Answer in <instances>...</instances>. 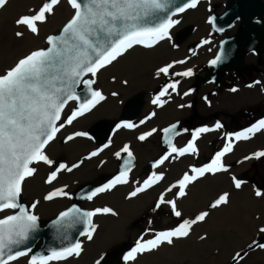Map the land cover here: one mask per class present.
<instances>
[{
    "label": "rangeland",
    "instance_id": "1",
    "mask_svg": "<svg viewBox=\"0 0 264 264\" xmlns=\"http://www.w3.org/2000/svg\"><path fill=\"white\" fill-rule=\"evenodd\" d=\"M206 1L207 0L200 1L196 8H191L181 13L175 19L179 22L175 23L169 29L168 37H166L164 40L159 41V43L155 44L151 48H146L143 45H139V47L135 49L134 45L131 49L124 52L123 55L118 57L111 64L100 69V71L97 72L95 76L91 75V79L95 81V83H93L95 90L100 91L101 94L105 97V99L100 101L97 105L101 106L104 110H107L110 106L108 100L109 102H112L113 99H116L117 97L114 98V96L118 95L117 92L121 91L125 87L124 85H127L129 81H133L139 75L145 74L146 76L151 78L150 80L155 81L158 77L157 70L161 67L166 66V61L171 63L172 61L175 62L183 59V55L185 57L187 56V51L183 50L181 56L176 57L175 60L171 59L170 55L165 56L164 59L166 60L162 64L161 59L158 56L164 55L165 53H163V51H166V48L172 49L171 47H176V44H178L192 50L196 49V53H198V50H204L207 48L212 50L215 44L218 45L220 39H217L216 41L214 33L209 28L210 14L207 13V8H210L209 5H211V10L217 11V5L219 6L220 1H212V3L209 5H207ZM42 2H44V0H12L8 3V5L0 8V74L9 69V67L22 56L42 46L44 44L45 35L56 30L58 25L63 21V18H65L71 10V6L67 3V0H61L60 4L55 6L53 14L47 15V19L45 22H37L38 31L36 33L29 31L23 25H17L16 21L19 17L23 15L33 14V12H35L39 8ZM200 27H203V29ZM196 29L201 32V37H197L196 34H193ZM17 31L22 32L23 35L18 37L16 35ZM171 39H174V42H172ZM188 39H190L191 43H187ZM205 41H207V43H205ZM162 47L164 50L162 49ZM146 57L149 58L147 61H145ZM176 64L177 63H175V65ZM175 65L171 69H169V75L161 74V78L158 84L151 90V93L155 97L167 84L174 81H179L178 84H181L185 83L187 79H189L190 76L175 75V73H180L188 70L186 69L187 67L183 66V64H180L182 66ZM208 67V63L206 62L196 68H189L192 71L191 76L193 77V79L187 81L184 88V91L188 92L189 94L186 95V101L184 102L185 108L183 109V113L185 115L182 117V123L187 129L186 132H184L182 135L183 137L187 138V142H184L182 144V148L186 147L189 141L192 140V133L198 128L208 127L209 129H212L211 131H208V133L212 135V137L204 142V148H202L201 144L197 145L196 143H194V146L196 148V152L194 153L189 151L186 152L183 156H173L172 158L165 159L163 163H159V161L166 155L158 159H151L148 164L149 167H152L151 165L154 161L156 162V166L155 168H149L146 171V179L142 181V184H138L136 179H131V181L127 180L128 182L126 184L128 186L125 187V190L122 191L120 184L115 185L117 187L116 194L118 196L115 197L116 199L121 198V194H123L124 200L131 201H138L143 196L150 195V192H152V194L157 193V195L149 204L146 205L145 210H142L140 214L131 221L129 233H127L122 238V241L117 244L115 248H113V251L109 252L106 250V255L111 253L114 254L118 251L122 253L123 258L124 254L129 251L132 246H134L137 239L141 237H143L144 240L152 239L156 232L165 231L176 227L179 223L182 222V220H185L184 217L190 216L186 214L187 211L191 212V219H194L195 216L199 215L201 212L206 211L209 214L203 221L197 222L192 226L189 233L190 235L188 237H184V240L181 243H175L173 247H167L168 250L159 253L161 257H164L165 254L169 257V264H219L217 260L213 261L212 253H220L225 249H228L229 245L232 244V241L235 239V237H242L239 234V229L250 230L249 225L246 224L248 222V219L246 217H244L241 221H238V219L241 218L239 217L237 219L236 225L235 221L226 222L223 219L218 220L219 213L222 212L223 214H225L230 211V209L232 208L231 204L232 202L234 203L235 195H238V201L242 199L243 204L249 206L248 202L244 199L245 194L241 193L240 189H237L235 187L231 177H229L228 175L216 177V173L213 174L207 172L203 176H199L197 173H194L192 169L202 168L205 165L209 164L215 154L218 151L222 150L226 143H231L232 151L228 152L225 156L231 154L233 151H236L234 150V148L237 146V143H243L244 145L242 150L246 152H244V155L233 157V159L226 158V161L224 160V156L222 158V162L226 168H233L242 163L247 164L238 174V179L245 181L247 184L251 185L255 191L260 190L262 193H264V157L245 159V157L252 156V154L255 152L264 151V144L259 146L252 152H249L251 149H247V146L245 144L251 142L249 140H251L252 138L248 140H237L234 142V135H229L240 132L250 127L260 119L264 118V82L262 80H255L256 76L253 77L254 75L247 76L246 73L240 72L238 73V75H236L238 78H240L239 81L236 80L235 76H233L229 79L230 81L224 82V86H222L221 88H218L216 86H212L211 88H209V92H207L206 97H209L208 93H212L211 95L214 96V98L206 99L207 101L205 109H203L202 105L201 107H199L198 104L199 102L202 103L201 98L203 97L201 96V88L202 84L206 83L202 81V77L203 75H206L204 74V72L207 71ZM197 79H199V84L196 83ZM237 81L240 83L239 85L236 84ZM257 81L262 82L263 85L262 83H256ZM253 82L255 84H251ZM250 84L253 86L248 87V85ZM256 84H261L262 92L260 94L262 95L258 98V101L252 104L245 105V103L249 99L253 98L256 94L254 93V87L256 86ZM232 88H236L237 91L232 92ZM214 92H216L215 95ZM113 93H116V95H113ZM137 95L138 97H140L139 94ZM131 100H129V104L127 103V105L123 107L121 113L119 114L120 118L118 119L117 117V119L114 118L112 120H117V123L119 124L120 121L128 122L134 119V117L139 113V109L141 104L143 103V100L141 99V97L138 99H134V101ZM131 104H134L133 114L128 116L125 114V111L126 108ZM171 106L172 103L168 105L166 104L160 107L158 111L163 108L160 113L167 112L166 114H169L172 111V108L170 109ZM173 108L176 109L177 106L175 105ZM75 109L76 108L74 106H71L70 109L66 112L62 120V123H64V127L60 128L55 138L44 151L48 158L53 161V164L48 165L43 161L32 164L31 167L35 168L36 171L32 176L27 177L23 182L22 198L27 203L30 211L34 212L42 222L50 219L49 217L51 213L56 212L53 210L59 207L56 206L55 208L46 209L44 204L46 202H49L50 200H45L44 197L50 192L61 189V184L68 180L69 177L84 170L87 164L92 166L91 168H94L97 164L96 159L99 157V155L104 156V153H101L95 145L98 139L91 133V129L94 127L93 125L96 121L92 124H89V120H91V118L94 119L98 117L96 115L97 110H95L94 107L91 109V111L86 112L83 116L77 117L71 124H67L66 121L68 116L71 115L72 111ZM109 113L110 109L107 110L105 115H108ZM155 116L156 115H151V119H153ZM86 121L87 127H84ZM97 121H99V123H97L96 125L102 124L106 126L107 136L115 126L114 125L112 127L110 120L102 117H100V119H98ZM217 122L221 123L223 127L216 129L215 125ZM167 123L168 122H166L165 124ZM153 124H157V120L153 121L152 125ZM147 127L149 126L146 125L139 129L140 136L145 133L151 132ZM85 129L86 133L88 134L87 138L74 135L76 132H84ZM162 131L160 135L159 133L156 134V139H158V146L164 151H169V148L164 147L160 141ZM258 133L259 132H257L256 134ZM202 134L204 133H201L200 136ZM69 135L73 136L72 140L66 139ZM140 136H137V139L141 141V143L145 144V142L149 140V136H146L144 140H140ZM253 136L254 135H252L251 137ZM89 138L90 140H92L93 144H90L92 146H90L87 150L93 149L92 152H97V155L95 156L91 155L92 152L88 154V152H86L85 150L84 141L87 142ZM130 141L131 140H129L128 142ZM81 144L83 145V151L79 153L75 147ZM53 151H57L59 156L53 157ZM84 151L85 153L82 154ZM128 151L130 150L128 149ZM125 153L128 152L125 151ZM125 153H122L120 155V160L121 157L127 155ZM95 157L97 158L95 159ZM184 159L188 160L186 162L187 166L182 168L181 163ZM120 160L118 162L119 164L117 166V169L114 172L98 176L97 178H103L105 176L109 177V179H113L115 176L119 175L117 171L121 163ZM91 162L94 163L91 164ZM60 164H65L68 167L72 168V170L67 171L66 169H62L57 173L56 178L51 183H47L46 181L50 173L55 171ZM73 165L78 166L72 167ZM158 166H161V169L160 171L156 172L155 170H157ZM131 170L132 169H129L128 172H126V175ZM185 173H188L189 176L195 175L197 176V178L190 183H187V186L184 189L185 195L178 196L177 194L179 192V181L183 179ZM207 174L211 175L208 180ZM157 176L161 178L153 183L150 188H146L143 192H138L136 196H130V193L137 187H142L143 182L149 179V177H152L153 180H156ZM171 180L175 181L176 187L168 184L169 182H171ZM91 181L89 183H91ZM202 181L203 183L206 181V183L203 184L201 183ZM161 182L163 183V185L168 184V186L162 189V186H159ZM106 183H108V181L101 182L102 186ZM169 188H171L172 190L168 191ZM76 191H74L73 194ZM172 191V196L166 198L165 195H170ZM224 193L229 194L228 202L215 208L211 207V205L219 198V196ZM162 194L166 201H175L177 210L182 213L181 217L175 216L173 214L171 206L167 203L161 204L159 208L156 207L157 202L160 200ZM256 198H258L259 201L264 200V196H256ZM33 203H36L35 208L31 207ZM178 203H188L198 206L193 210L183 209V207L181 205H178ZM252 203L254 206V204L258 203V201H253ZM105 206L101 208H105ZM110 207L112 208V212H114V210L116 209V205L113 201H108L107 208ZM97 208L98 206H93L91 204L87 209L90 212ZM262 214L263 213H261V215ZM261 215L260 213H255V219H258ZM99 217V213L91 217L92 223L97 224V222L99 221ZM261 227H264V222L260 223L259 225L255 223L253 224L252 231H256L254 232V234L256 236L255 240L257 243H264V235L262 237H259L260 234H262L259 233V229ZM215 231L217 232L214 235L213 240L216 242V245L214 244L215 247L211 248L208 236ZM201 237L204 238L201 239ZM93 240L98 241L99 237H94ZM178 245H181L180 251L176 252L174 250L176 249L174 246ZM249 245H252V247H249ZM247 246L248 249L246 250V252L250 253L253 251V253L256 255V258L258 259L257 260L254 258L253 264H264V261L259 260V258L261 257V251H264V249L257 247L255 244H253V241L249 242ZM92 248L93 247H90L89 249ZM173 251L178 254V257L171 258V256H169ZM146 253L147 252L143 254ZM143 254L137 256L134 264H144V262H146L145 259L141 257ZM101 256L104 257L105 252ZM185 256L186 259H184ZM161 257L156 261V263L151 261L150 262L152 264H159ZM71 258L72 257H69L68 259L63 261H50L49 264L61 263L64 261L67 262ZM22 259L24 260V264H28V261L30 260V258ZM238 259L239 257L237 256L235 257V259L233 257L231 258L230 262H232V264H235L234 261H238ZM137 260H139L140 262L137 263ZM220 264H224V261H222Z\"/></svg>",
    "mask_w": 264,
    "mask_h": 264
},
{
    "label": "snow or ice",
    "instance_id": "2",
    "mask_svg": "<svg viewBox=\"0 0 264 264\" xmlns=\"http://www.w3.org/2000/svg\"><path fill=\"white\" fill-rule=\"evenodd\" d=\"M61 0H44L37 11L31 15H23L16 21L17 25L25 26L29 31L36 33L38 31L37 22L43 23L47 19V15L54 12L55 6L60 4ZM200 0H182L172 12L166 10V5L159 0H67V3L75 10L74 15L62 29L60 37H48L49 45L52 47L47 50H37L31 52L26 57L20 59L14 67L7 70L4 74H0V212L7 209H18L19 211L12 215H5L0 218V264H9L11 261L17 260L19 257L27 256L31 249L13 251L12 246L19 245L28 239L30 231H34L37 227L38 217L31 214L30 210H26L22 205L17 203V199L21 193L22 182L33 175L35 168L30 167L32 163L43 161L48 165H52L48 156L44 153V148L55 138L60 128L64 127V123L56 126V121L61 119L60 113L69 100H80L79 107L72 111L68 116L66 123L71 124L79 116H83L86 112L91 111L105 97L98 90H93L91 85L94 80L78 79L86 73L95 76L100 69L106 67L115 61L118 57L131 49L134 45H143L151 48L159 41L168 37L169 29L179 21L173 20L172 16L176 13H182L186 9L196 8ZM7 0H0V8L4 7ZM159 11L165 13L158 18L155 23L150 26H141L137 21L153 18V12ZM31 11V10H30ZM117 22H120L117 25ZM212 23V18H209ZM16 35L22 36L23 33L17 31ZM102 41H105V47ZM207 43V41H205ZM71 53V55H68ZM222 59L221 55H217L210 63L216 64ZM174 63L182 64L184 61H175ZM53 65L58 67V75L49 76L48 70ZM173 64H167L157 70V74L169 75V69ZM180 76H191L192 71L175 73ZM57 82L60 86H57ZM83 83L91 93L90 98H81L75 92V85ZM179 81L167 84L159 94L152 100L153 104L162 105L166 101H162L161 97L166 94L170 95L169 89L176 91V85ZM256 83H260L257 81ZM253 85H248L252 87ZM236 92V88L231 89ZM185 92L184 95H188ZM116 95V93H113ZM184 107V105H180ZM155 113H153L154 115ZM150 118V117H149ZM140 123H144L141 121ZM135 128L137 125L123 122L116 125V128ZM223 125L216 123L215 128H222ZM176 125L171 128H165L163 131L167 134L172 132ZM208 127H201L192 133V140L186 147L177 149L171 147V152L183 156L186 152H196L194 141L201 133L211 131ZM156 129L145 133L139 137L144 140L146 136H150ZM264 131V118L260 119L250 127L237 132L234 135L235 140H248L257 132ZM179 134V133H177ZM75 136H87L86 132H76ZM67 140H72L73 136L69 135ZM108 147V145H104ZM124 151L128 152L131 157L132 153L128 151V146H124ZM232 151L231 143H226L224 148L218 151L209 164L202 168H193L192 171L199 176L207 173H217L227 171L222 162V158ZM92 156L97 152H92ZM117 156L120 153H116ZM264 157V151H258L247 156L245 159ZM168 157H163L159 163H163ZM73 165L72 167H77ZM156 165H154L155 167ZM66 169L71 171L72 168L65 164H60L55 171L48 176L47 183H51L59 171ZM161 177L157 176L156 180L152 177L143 182L142 187H137L130 193V196H136L138 192L145 191L150 188L153 183ZM197 176H189L184 174L182 180L179 181L178 196L185 195V187L187 183L195 180ZM232 180L237 189L246 183L233 176ZM126 171H121L111 181L92 191L87 199L91 200L99 193L111 190L115 185L127 183ZM176 187V185H173ZM172 189L169 188L168 191ZM58 195H67L62 189H57L47 194L44 199L52 200ZM257 197L264 196L260 190L255 191ZM228 193H224L211 205L215 208L228 202ZM38 203V202H37ZM167 203L171 206L173 214L181 217L182 213L177 210L174 200H165L163 194L157 202L156 207ZM32 208L36 207L33 203ZM98 213H111L110 208H97L90 212L81 213L78 208H70L60 213V220H64L69 216L72 217L74 223L84 224V230L80 233L88 240L93 238L92 233L95 232L96 226L92 223L91 217ZM208 212H201L191 220H182L176 227L156 232L152 239L144 240L143 237L137 239L134 246L127 251L123 260L125 264L135 261L137 256L145 252L156 250L162 243L173 244L174 239L187 237L194 224L203 221L208 216ZM151 223V222H150ZM264 233V227L259 229ZM204 237H201L203 239ZM257 247L264 249V243L253 241ZM252 247V245H249ZM7 250V251H6ZM82 247L79 240L69 243L61 248L51 249L48 254H36L31 257L28 264H49L50 261H63L69 257H78L81 254ZM237 257L243 258L240 253H236ZM235 259V257H234ZM103 256L95 261V264H101Z\"/></svg>",
    "mask_w": 264,
    "mask_h": 264
},
{
    "label": "bare ground",
    "instance_id": "3",
    "mask_svg": "<svg viewBox=\"0 0 264 264\" xmlns=\"http://www.w3.org/2000/svg\"><path fill=\"white\" fill-rule=\"evenodd\" d=\"M10 1H12V0H7L6 5H8V3ZM212 1H218V0H207L206 1L207 5L211 4ZM261 1L264 3V0H261ZM40 6H41V4H40ZM209 6H210V8H207L208 9L207 13L211 14L214 11L211 10V5H209ZM219 7H221L220 4H219ZM73 11H74V9L71 7L70 12L67 14V16L65 18H63V21L58 25L57 29L60 28V26L66 20H68L70 18V16L73 14ZM261 15H262V18L264 20V9L262 10ZM178 16H176L174 18V20ZM200 28L203 29V27H200ZM233 29L234 28H232L229 31H225L226 33L224 32L223 34H220V35L214 34L216 41H217V39L219 40L220 37H224L229 32H232ZM56 30H54V31H56ZM235 30H236V28L234 29V32H235ZM54 31H52V32H54ZM200 33L201 32L198 29H196L195 32H193V34L194 35L196 34L197 37L198 36L201 37ZM48 34L49 33H47L45 35L44 40ZM212 40H214V39H212ZM171 41L174 42V39H171ZM189 42H190V39L187 40V43H189ZM177 45L178 44H176V47H171L172 49L166 48L165 49L166 51H163V53H165V54L158 56V57H160L162 64L166 60V59H164L165 56L170 55V58L175 60L176 57L181 56V53L184 50V51H187V56L185 57L183 55L182 56L183 59H181L179 61H184V63H182V64L184 67H187L186 69H189V68L193 69V68H196L199 65H202L206 62L208 63L209 60L214 56V54L217 50V47H218V45L215 44L214 47L212 48V50L207 48L204 50H198V53H196L197 52L196 49L192 50V49L183 47V45L182 46H180V45L177 46ZM138 47H139V45L134 46L135 49H137ZM162 49H163V47H162ZM262 53H263V56H260L261 53H258V57H256L254 55V53L246 52V53H243L242 59L245 61V64L249 65L250 70L252 68L253 69L252 72H255L253 74L256 76L255 80H262L264 82V51ZM148 59L149 58L146 57L145 61H147ZM165 64H173V66L175 65V63L173 61L171 63L166 61ZM175 66H182V65L177 63ZM160 78H161V74H159L158 77L156 78V80L153 81V80H150L151 78H149L145 74V75H139L133 81H129L127 85H124L125 87L121 91L117 92L118 95L114 96V98L117 97L116 99H113L112 102H109V100H108V103L110 104V106L108 108V109H110V113L108 115H105V113L107 112L108 109L104 110L101 106H98L96 104L95 110H97L96 115L98 117H96L94 119L91 118V120H89V124H92L96 121L95 124L93 125V126H95L97 123H99V121H97V120L100 119V117H102V118L110 120L112 127L115 125L114 128H112V131L109 132L108 136L105 138L104 141H96V144H95L96 147L98 148V150H100L101 153H104V156L99 155L100 158L95 157V159L97 158L96 159L97 164L94 168H91L92 166L87 164L86 167L84 168V170H82L79 173L69 177L68 180H66L63 184L60 185L63 192L67 193V195H58L55 198H53L52 200H50L49 202H46V203L44 202L45 204L42 203L45 205L46 209H51V208H55L56 206H59L53 210L56 212L55 213L52 212L49 218H52L59 211L67 208L71 204V202L73 200V192L76 191L82 183H87L91 180H95L98 176L114 172L117 169V166L119 164L118 162L120 160V155L122 153H125V151L123 150L125 145L128 146V149L132 153L131 159L133 160V164L130 167V169H132V170L126 175V178L128 181H131V179H136L138 184H142V181L144 179H146V171L149 168H155L154 167V165L156 163L155 161L151 165L152 167H149V165H148L151 159H154V158L158 159L164 155H166L168 158H172L173 156L177 157L178 154L171 152V148H169V151H164V150L159 148L158 139H156V134L159 133V135H160V133L163 129H165L168 126L173 125L175 123V125H177V127H178L177 129L180 131L178 132L179 134H176L173 137L172 146L176 147L177 149H180V148H182V144L184 142L185 143L187 142V138L183 137L182 134L184 132H183V130H181V128L184 127V125L182 123V117L185 115L183 113L184 112L183 109L185 108L184 102L186 101V97H187L186 95H184V92H185L184 88H185V84L187 83V81L192 80L193 77H191L190 79H187V81L185 83H181V84L176 85V91H172L171 89H169L170 95L166 94L164 97H161V100L166 101V102L163 103L162 105H156V104L152 103V100L155 98V96L151 93V90L158 84ZM260 83H262V82H260ZM239 84L240 83L238 82L237 85H239ZM251 84H255V83L253 82ZM262 85H263V83H262ZM212 86H213L212 83L202 84L201 96L203 98H201V101L203 104L201 102H199V104H198L199 107H201V105H202V108L205 109V105H206V101H207L206 99H213L214 98V96L206 97V94H207L209 88H211ZM261 92H262L261 84H256V86L254 87V93H256V94L254 95L253 98L249 99L245 103V105L252 104V103L258 101V98L262 95V94H260ZM137 94H139V96L143 100V103L140 106L139 113L134 117V119L132 121H128V123L135 124V125H137V127H135V128L121 127V128L117 129L116 125L118 124L117 123L118 121L112 120V119H114V118L117 119V117L119 119L120 118L119 114L121 113L123 107L127 105L129 100H131L133 98L134 99L140 98V97H138ZM134 99L131 101H134ZM171 103H172V106L170 107V109L172 108V111L169 114H166L167 112L160 113L163 108H161L158 111V109L160 107H162L166 104L167 105L171 104ZM73 105H74L73 102H70L69 104H67V106L65 107V109L62 113V117H61L59 124L62 123L64 115L70 109V107ZM175 105L177 106L176 109L173 108ZM180 105H184V107H180ZM153 113H155L154 115H156V116L153 119H151V115H153ZM155 120H157V124L152 125L153 121H155ZM141 121H144V123H140ZM166 122H168V123L165 124ZM120 123H123V122L120 121ZM59 124H58V126H59ZM146 125L149 126V127H147V128H149V131H152V129H156V131L153 132L151 134V136H149V138H148L149 140L147 139L148 141H146L144 144V143H141V141H139L137 139V136H140L139 129L143 126H146ZM84 127H87V121L85 122ZM84 132H86V129L84 130ZM57 133H56V135H57ZM179 135H180V137H179ZM83 137L87 138L88 136H83ZM210 137H212V135H210L208 132H205L201 136L199 135V137L195 140L194 143H196L197 145L201 144L202 148H204V142H206L207 139L209 140ZM161 138H162V135H161ZM251 138L252 139L249 140L251 142H248V143L244 142V143H246L245 144L247 146L246 148L249 150L251 149L249 152H252L253 150L257 149L259 146L264 144V131H260L258 134L255 133L254 136ZM129 140H131V141L128 142ZM235 141H237V140H234V142ZM51 142L52 141H50L49 144ZM84 144H85L86 152H88V154H90L93 151V149H89V150H87V149L90 146H92V145H90V144H93L92 140H90V138H89L87 142L84 141ZM106 144L108 145V147H104V145H106ZM48 145L45 146L43 151L46 150ZM236 145L237 146L234 148V150H236V151L235 152L233 151L231 154L225 156V158H224L225 161H226V158L227 159H233V157H236V156L239 157V156H242L246 153L245 151L242 150L243 145H244L243 143H239V144L237 143ZM75 148L79 153H81L83 151V145L82 144L76 146ZM118 152L120 153L119 156L116 155V153H118ZM84 153H85V151L82 154H84ZM82 154H77V155H82ZM125 154L128 155V153H125ZM52 156L58 157L59 155H58L57 151H53ZM122 158L123 157H121V159ZM187 161L188 160H185V159L183 160V162L181 163L182 168L187 166V163H186ZM244 162H245V160H244ZM93 163L94 162H91V164H93ZM32 164H34V163H32ZM56 164H58V163H56ZM31 165H30V167H31ZM246 165L247 164L242 163L236 167L227 168V171H221L219 173H216L215 176L221 177L222 175H228L229 177H231V179L233 176L238 178V174ZM160 169H161V166H158L157 170H155V171L158 172V171H160ZM107 176H109V175H107ZM210 177H211V175L207 174V180ZM111 180H112V178L109 179V177H105L106 182L107 181L109 182ZM206 181L204 183L202 181L201 183L205 184ZM168 184H171L173 186V185H175V181L171 180V182H169ZM168 184L163 185V183L161 182V184L159 186H162V189H164V187L168 186ZM22 186H23V183L21 185V196H22ZM127 186L128 185L126 183H121L120 184L121 191L125 190V187H127ZM69 187H71V188H69ZM201 188H202V186H201ZM116 189H117V187L115 186L112 188V190L105 191L103 193H99L98 195L94 196L91 200H88L85 198L86 201L82 202L83 205L81 204L84 208L87 209L88 206H90L91 204L93 206L96 205V206H98V208H101L105 205H106L105 207H107L108 201H113L115 203L116 209L114 210V213H116V214L112 215L111 213H99L100 214L99 221L97 222V224L96 223L94 224L96 226V230H95V232L92 233V236H93V238L99 237V240L94 241L93 238L91 240H88L85 236H82L79 240L81 242V247H82L81 254L78 257L73 256L67 262L64 261V262L55 263V264H95V261L97 259H99L100 256L104 252H105V256H106L107 251H109V252L113 251V248H115L117 246V244H119L122 241V238L127 233H129V231H130L129 227H130L131 221L136 216H138L142 210H145L146 205L149 204L157 195V193L152 194V192H150V195H147V196L145 195L146 197L143 196L138 201H131V200H124L123 194H121V198L116 199L115 198L117 196ZM240 191H241V193L245 194L244 199L248 202L249 206L244 205L242 199H240L238 201V195H235L234 203L232 202V204H231L232 208L230 209V211H228L225 214H223L222 212L219 213L218 220L223 219L226 222L235 221V225H236L237 219L239 217H241V218H239L238 221H241L244 217H246L248 219V222L246 224L249 225L250 230L239 229V234L242 237H240V236L235 237V239L232 241V244L229 245L228 249H225L224 251H222L220 253L219 252L212 253L213 261L217 260L219 264L222 261H224V264H232V262H230L231 258L236 257V253H240L243 258L241 259L239 257L238 261H234L235 264H253L254 263L253 259L254 258L257 259L256 255L253 253V251L250 253H247L246 250L248 249V246H247L248 243L251 241H254L256 239V236L254 234V232H256V231L255 230L252 231L253 224L255 223V224L259 225L260 223L264 222V200L259 201V199L256 198L254 188L247 183L242 184ZM172 194H173V191L170 193V195L166 194L165 197L167 198L169 196H172ZM253 201H258V203L254 204V206H253V203H252ZM178 205H181L183 207V209H191V210L195 209V207L198 206V205H193V204H188V203H178ZM199 208H201V207H199ZM110 209H112V208L110 207ZM32 213L34 215H36L34 212H32ZM255 213H260V215H261V213H263V214L261 216H259L258 219H255ZM186 214L190 215V216L184 217V219L185 220H191V212L187 211ZM216 232L217 231L211 233L208 236L211 248L215 247L214 244L216 245V242L213 240V237L216 234ZM259 233H261V232H259ZM263 235H264V233L260 234L259 237H262ZM183 240H184L183 238L182 239H174V242L171 245L167 244L166 242L162 243L156 250L147 252L146 254H143L141 257L144 258L148 264H152L151 262L156 263V261L161 257L159 254L160 252L168 250L167 247H173V245L175 243H181ZM90 247H93V248L89 249ZM174 247L176 248L174 250L176 252H179L181 245L174 246ZM176 252L173 251L172 254H170L169 256H171V258L178 257V254ZM22 258H30V254L28 253L27 256L20 257L15 261H11V262H9V264H24V260ZM184 259H186V256L184 257ZM259 260L264 261V251L263 250L261 251V257L259 258ZM136 262L139 263L140 261L137 260ZM146 262H144V264H147ZM169 263H170V259L165 254L164 257H161L159 264H169ZM121 264H125L124 260L122 261ZM128 264H134V261H130V262H128Z\"/></svg>",
    "mask_w": 264,
    "mask_h": 264
},
{
    "label": "water",
    "instance_id": "4",
    "mask_svg": "<svg viewBox=\"0 0 264 264\" xmlns=\"http://www.w3.org/2000/svg\"><path fill=\"white\" fill-rule=\"evenodd\" d=\"M222 1L229 3V5L217 14L216 13L210 14L209 18H212V23H209V28L214 34H223L225 31H229L232 28H234V26H236V30H235V34L228 35L227 37H224L219 40L217 50L214 56L208 62V66L210 67L211 72L203 77L202 79L203 81L216 80L221 76H223L225 70L228 69L229 67L239 66L243 44L250 40L253 32L258 30L257 27L261 23L259 18L262 10L264 9V3L261 0H222ZM159 2L167 6L166 10L168 12H172L174 11L175 7L182 2V0H159ZM187 10L188 9H186L185 11ZM74 13L75 10L73 11V14L70 16V18L60 26V28L47 35V37L44 40V44L42 46L38 47L33 51L47 50L48 48L52 47V45H49L48 43V37L49 36L60 37L62 35V29L72 18ZM164 14L165 13L159 12L157 10L153 12V18L151 20L145 18L140 21H137L136 23H138L141 26H150L152 23H155L156 20L162 17ZM180 14L181 13H176L175 15L172 16V19L174 20V18ZM119 23L120 22H117V25H119ZM102 43L104 44L105 47L107 46L105 41H102ZM31 52L19 58L13 65L9 67V69L14 67L20 59L26 57ZM68 55H71V53H68ZM217 55H221L222 59L218 61L216 64L210 63L212 60L216 58ZM6 71H4L2 74H4ZM48 75L50 77L58 75V67L56 65H53L51 68H49ZM191 77L192 76H190L189 79ZM78 79H80L81 81L92 80L91 73H86L81 77H79ZM57 86H60L58 82H57ZM74 87H75V92L78 96H80L81 98L84 97L90 98L91 93L88 91V88L83 83L75 85ZM91 88L95 90L93 84L91 85ZM70 102H73L74 103L73 106L77 109L81 101L69 100L67 104H69ZM67 104L64 106V108L60 113L61 117ZM133 106L134 104H131V106L129 105L126 108L125 111L126 115L129 116L133 114ZM60 120L56 121V126H58ZM173 125H175V123ZM171 126L172 125L168 126L167 128H171ZM177 128L178 127L176 125V128L172 132L167 134L164 131L162 132L161 143L164 147L171 148L173 143V137L180 131ZM181 130H183V132H186L187 129L184 126L181 128ZM91 133L99 141H104L105 137L107 136L106 126L102 124L96 125L91 129ZM132 164H133V160L131 159V157L125 155L121 159V163L118 167V173L120 174L121 171L128 172V169H130ZM99 184L100 182L97 181V182L89 183L79 188L74 193L71 204L67 208L59 211L55 216L48 219L47 221L42 222L38 218L37 227L34 231L29 232L28 239L23 241L19 245L12 246V250L19 251V250L31 249V251L29 252L31 259V257L36 254L46 255L51 249L54 248L58 249L67 246L69 243H73L77 240H80V238L82 237L80 233L84 230V224L74 223L71 216L65 218L64 220H60L59 219L60 213L65 212L73 207L80 209L81 213L89 212L86 208H84L80 204V201L86 198L96 188H98ZM17 203L22 205L26 210H30L27 203L23 200L21 193L17 199ZM18 211H19L18 209H7L3 212H0V218H3L5 215L15 214ZM31 214L33 213L31 212Z\"/></svg>",
    "mask_w": 264,
    "mask_h": 264
},
{
    "label": "flooded vegetation",
    "instance_id": "5",
    "mask_svg": "<svg viewBox=\"0 0 264 264\" xmlns=\"http://www.w3.org/2000/svg\"><path fill=\"white\" fill-rule=\"evenodd\" d=\"M218 1H220L219 3H220V5H221V7H219L218 5H217V11H214L213 13H219L220 11H222L225 7H227L228 5H229V3H227V2H224V1H222V0H218ZM259 20H260V25H258V27H257V31H254L253 32V34H252V37L250 38V40L249 41H247V42H245L244 44H243V46H242V53H241V58H240V65L239 66H235V67H233V66H231V67H229L228 69H226L225 70V72H224V74H223V76H221L220 78H218V79H216V80H208V81H205L206 83H212V85L213 86H216V87H218V88H221L222 86H224V82H228V81H230L229 79L231 78V77H233V76H235L236 77V80H238L239 81V79L240 78H238L236 75H238V73H246V75L247 76H249V75H253L255 72H252V70L253 69H251L250 70V68H249V65L248 64H245V61L242 59V55H243V53H246V52H252V53H254V55L256 56V57H258V53H261L260 54V56H262L263 55V51H264V20H263V18H262V15H260V18H259ZM236 28V26H234V29ZM234 29L232 30V32H229L227 35H225L224 37H227L228 35H233V34H235V32H234ZM226 33V32H225ZM217 35H220V34H217ZM224 37H220V39H222V38H224ZM211 71H210V68L208 67L207 68V71L206 72H204V74H206V75H208L209 73H210ZM205 75V76H206ZM204 76V75H203ZM253 77H255V75L253 76ZM202 79H203V77H202ZM203 81V80H202ZM238 81L236 82V84H238ZM197 84H199V79H197V82H196ZM222 90V89H221ZM209 92V91H208ZM212 93H208V96L209 97H212V95H211ZM216 94V92H214V95ZM100 182V184H99V186L98 187H101L102 186V184H101V182L102 181H105V177H103V178H97V179H95V180H93V181H91V182ZM90 182V181H89ZM89 182H87V183H82L79 187H78V189L79 188H81V187H83V186H85V185H87V184H89ZM77 189V190H78ZM87 199V198H86ZM84 201H86L85 199H83V200H81L80 201V204H82L83 205V203L82 202H84ZM133 247V246H132ZM131 247V248H132ZM130 248V249H131ZM129 249V250H130ZM122 261H123V258H122V253H120V252H115L114 254L113 253H111V254H108V255H106V256H104L103 257V260L101 261V264H121L122 263Z\"/></svg>",
    "mask_w": 264,
    "mask_h": 264
}]
</instances>
